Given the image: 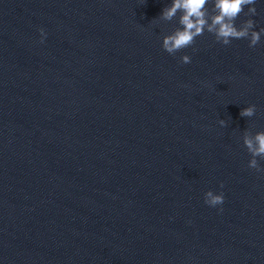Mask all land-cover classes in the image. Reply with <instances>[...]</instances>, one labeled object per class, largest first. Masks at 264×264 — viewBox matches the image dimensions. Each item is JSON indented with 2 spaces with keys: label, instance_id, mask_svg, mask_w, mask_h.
<instances>
[{
  "label": "water",
  "instance_id": "obj_1",
  "mask_svg": "<svg viewBox=\"0 0 264 264\" xmlns=\"http://www.w3.org/2000/svg\"><path fill=\"white\" fill-rule=\"evenodd\" d=\"M170 3L0 0V264H264V34L170 55Z\"/></svg>",
  "mask_w": 264,
  "mask_h": 264
},
{
  "label": "clouds",
  "instance_id": "obj_2",
  "mask_svg": "<svg viewBox=\"0 0 264 264\" xmlns=\"http://www.w3.org/2000/svg\"><path fill=\"white\" fill-rule=\"evenodd\" d=\"M210 2L213 5L211 9L208 8ZM256 3L257 0H171V3L162 9L158 18L170 22L179 13V27L163 36L162 48L168 54L174 55L181 49L193 45L196 38L202 36L205 31L213 34L215 40L223 45H229L234 39H247L249 47L254 48L260 42L261 35L264 34V27H261L259 31L254 30L256 22L251 18L242 21L239 26L235 21L244 12L246 6H248L247 12H245L246 16L257 15V9L254 6ZM39 31L41 42H43L46 33L43 28ZM180 61L187 64L191 62V58L188 55H183ZM255 113L256 106L249 105L241 109L240 116L251 118ZM218 122L221 126H226L225 120L220 119ZM242 139L243 145L251 156L247 167L257 172H264V168L260 167L257 159L264 160V131L253 134L251 131L245 130ZM204 202L210 207L222 205L224 195L222 192L216 194L209 190L204 194Z\"/></svg>",
  "mask_w": 264,
  "mask_h": 264
}]
</instances>
